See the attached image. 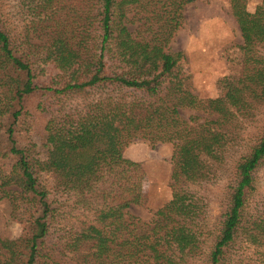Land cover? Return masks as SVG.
I'll use <instances>...</instances> for the list:
<instances>
[{"label":"trees","instance_id":"obj_1","mask_svg":"<svg viewBox=\"0 0 264 264\" xmlns=\"http://www.w3.org/2000/svg\"><path fill=\"white\" fill-rule=\"evenodd\" d=\"M192 1L16 0L13 15L25 21L18 37L0 11V202L28 222L16 238L0 227V264H65L66 254L76 264H197L203 256L227 264L240 239L252 251L236 264H264V203L246 212L264 160V122L235 161L207 252V202L192 188L219 175L239 128L264 106V0L253 11L230 0L243 67L207 98L178 75L182 53L165 49ZM75 93L91 97L59 104ZM40 94L50 101L42 110H51L26 126L36 138L22 144L16 124ZM181 109L195 113L183 119ZM137 137L173 145L171 197L148 222L126 214L141 200L139 164L123 155ZM46 173L56 179L51 189Z\"/></svg>","mask_w":264,"mask_h":264},{"label":"rangeland","instance_id":"obj_2","mask_svg":"<svg viewBox=\"0 0 264 264\" xmlns=\"http://www.w3.org/2000/svg\"><path fill=\"white\" fill-rule=\"evenodd\" d=\"M229 2L230 0H194L185 4L181 10V24L165 48L167 52L182 53L177 62L176 71L180 77L186 80L191 91L201 98L218 96L223 89L225 77L240 72L243 67V56L240 49L243 39L232 16ZM260 3L261 0H247V8L253 11ZM15 4L16 0H0V11L3 18L7 19L10 33L18 37L25 21H21L13 15ZM136 26L137 23L128 24L130 31H133ZM259 51L264 54V48H260ZM88 97L91 95L75 93L67 98L64 97L59 101V104L69 108L82 104ZM49 102V99L41 94L34 95L28 102V114L24 115L16 124L17 132L20 134L19 142L22 144L27 142L28 135L35 140L36 132L28 133L30 130L27 132L25 128L30 125L31 129L44 122L51 109L42 110V107L47 106ZM194 113L190 109L180 110V116L183 119H187L190 114ZM263 122L264 106L257 113L253 122L246 121L239 128V141L227 156L219 175L208 183L192 186L207 202L204 219L206 231L203 242L205 252L217 234L225 203L226 186L235 161L253 142L255 133ZM172 151L171 143H151L140 137L133 139L124 148L123 155L139 164L136 180L138 189L141 191L140 202L126 210L127 216L148 222L154 211L170 199ZM42 179L48 189H51L56 182L54 175L50 173L43 174ZM254 186L255 189L248 197L247 214L255 213L259 208H262L264 203V160L255 171ZM19 211L18 208L12 210L10 204L0 202V213L7 217V224L4 225L1 222L0 227L5 226L4 229L13 238L26 235L28 232L27 215H20ZM251 251L247 248L245 241L237 240L235 247H232L227 256V264H236L237 260L242 258L244 260ZM203 257L197 264H204ZM63 260L65 264H76L68 254L63 257Z\"/></svg>","mask_w":264,"mask_h":264}]
</instances>
